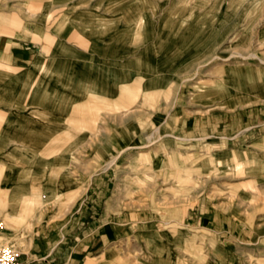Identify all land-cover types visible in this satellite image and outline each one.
Here are the masks:
<instances>
[{"label": "rangeland", "instance_id": "1", "mask_svg": "<svg viewBox=\"0 0 264 264\" xmlns=\"http://www.w3.org/2000/svg\"><path fill=\"white\" fill-rule=\"evenodd\" d=\"M11 2L16 27L41 24L42 39L28 35L44 54L105 69L92 82L100 95L80 108H90L91 136L76 147V190L45 202L38 194L36 211L80 214L91 183L92 215L122 219L119 262L147 264L156 233L172 264H204L216 244L264 264V0ZM209 214L235 232L219 241L195 228ZM12 225L0 245L19 253L33 226Z\"/></svg>", "mask_w": 264, "mask_h": 264}, {"label": "crops", "instance_id": "2", "mask_svg": "<svg viewBox=\"0 0 264 264\" xmlns=\"http://www.w3.org/2000/svg\"><path fill=\"white\" fill-rule=\"evenodd\" d=\"M11 9V0H0V215L8 223L0 219V233L12 235V223L32 224L26 249L19 252V264H93L97 257L99 264H136L118 261L117 242L123 234L120 216L98 220L92 215L91 183L84 188V198L74 201H84L80 214L36 211L38 194L45 202L76 190V147L89 143L91 136L90 108L87 114L86 110L81 114L80 108L90 107L93 93L100 95V84L92 90V82L99 83L100 71L105 69L92 65V58H76L88 62L76 67L71 63L75 58L44 54L42 45L28 35L33 32L42 39L41 24L29 28L23 21L16 27ZM146 22L145 16L138 18L132 33L140 36V30L147 29ZM53 41L54 51L60 53L59 39ZM31 211L37 214L30 215ZM135 219L139 221L138 214ZM199 224L219 241L233 231L230 219L219 220L213 214L204 215L195 228ZM156 237L162 238L156 233L149 236L147 264H172L170 248L156 246ZM237 249L216 244L204 264H243L235 254Z\"/></svg>", "mask_w": 264, "mask_h": 264}, {"label": "built area", "instance_id": "3", "mask_svg": "<svg viewBox=\"0 0 264 264\" xmlns=\"http://www.w3.org/2000/svg\"><path fill=\"white\" fill-rule=\"evenodd\" d=\"M0 264H19L17 250L9 245H0Z\"/></svg>", "mask_w": 264, "mask_h": 264}]
</instances>
